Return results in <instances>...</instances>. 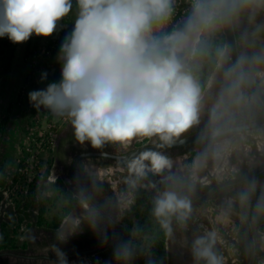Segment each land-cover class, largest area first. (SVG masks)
I'll return each instance as SVG.
<instances>
[{
	"label": "clouds",
	"instance_id": "clouds-1",
	"mask_svg": "<svg viewBox=\"0 0 264 264\" xmlns=\"http://www.w3.org/2000/svg\"><path fill=\"white\" fill-rule=\"evenodd\" d=\"M74 7L57 56L60 79L29 91V104L66 119L75 140L94 149L145 138L172 147L196 130L202 147L189 176L173 172L161 151L129 165L132 187L149 173L161 177L163 188L149 181L152 215L171 235L173 218L192 215L185 190H194L196 173L264 120V0H0V38L50 37ZM47 79L42 72L40 83ZM255 190L253 179L241 202ZM256 208L264 214V193ZM215 243V232L193 241L197 264H223ZM114 255L126 259L132 250L121 244Z\"/></svg>",
	"mask_w": 264,
	"mask_h": 264
},
{
	"label": "rangeland",
	"instance_id": "rangeland-1",
	"mask_svg": "<svg viewBox=\"0 0 264 264\" xmlns=\"http://www.w3.org/2000/svg\"><path fill=\"white\" fill-rule=\"evenodd\" d=\"M75 16V7L73 9V12L70 13L68 17H66L63 21H61V27L59 29V34L61 36L60 39H57V42L54 44L56 45L54 51L51 53V55L48 57L46 56L47 51L51 50V46L53 45V40L55 39V35H58V31L54 32L52 36L50 37H36L33 35L28 41L20 43V44H14V56L12 61V67L8 74H5L3 72V67L5 64L4 60H1L0 56V124L4 121V118L7 117L6 125L4 126L5 132L0 133V182L2 181V174H6L7 179L10 181L11 185H13L15 182L12 180L14 177H16L15 170L16 165L19 163L17 162V159L13 157H7V154L3 153L6 150L8 151V155L10 153H15V150L23 153L24 155L29 152H25L26 147H30L34 149L36 152V149L38 146H41L42 149H44L43 141H44V135L47 136V133L49 131L48 124L51 122H59L61 123L60 119L52 117L49 113L41 110L37 112L30 104L26 101H23L22 97L23 95H26V81L28 77V65L31 58L34 60V67H37V65H40V73L47 71L49 75H53V73H60V65L57 62V56L59 53V48L62 43V40L64 38V35L67 31L70 30L72 27L73 18ZM0 42H7L12 43L9 41V39L5 36L0 38ZM51 62V63H50ZM50 63V64H49ZM49 65V68L45 70V68ZM52 70L53 73H49V71ZM40 79V78H39ZM53 80H49L48 82H52ZM40 82V81H39ZM47 83H43V86ZM22 84V85H21ZM20 87L21 92L15 93V90H17ZM23 87V88H22ZM45 87V86H44ZM25 104V107L22 105ZM21 108V109H20ZM68 124V122L62 123L61 125H58V123H55L56 128L54 131H57L60 126H64L65 124ZM58 133H55V137ZM18 138V146L15 144V140ZM149 139H136L133 140L129 145L125 146L126 148H129L131 145L138 146L145 144L146 141ZM25 143V145H24ZM42 143V144H41ZM17 147L16 149L13 148V146ZM6 148V149H5ZM4 149V150H3ZM44 154L49 152H46L44 150ZM240 152L241 155H244L247 159L243 160V165L246 167L245 169H250L253 166H255L260 160H263L264 158V126L260 129L253 130L250 134L246 135L244 138H236L232 145L228 149V153L225 157L219 160L218 163L213 164L218 168L217 170L215 168L209 167V163H212L209 161L206 167H203L200 169H207V173H211L210 176L212 179V182H219L223 181L227 178H230L232 174H235L237 171V168L231 167V159L233 156H235V153ZM33 153V151H32ZM255 156V159H254ZM48 157H50L48 155ZM197 158V157H196ZM196 160V159H195ZM43 163H46L47 170H52L53 172L56 171L54 164L46 159L44 161H41ZM194 160L191 162L188 161L187 158L182 159L181 161V169H186V166L189 170L192 169ZM20 164V163H19ZM18 164V165H19ZM217 164V165H216ZM18 167V166H17ZM225 167L226 172L222 169ZM228 167V169H226ZM178 172V170H176ZM15 172V173H14ZM50 173V172H49ZM115 175V176H114ZM112 177L113 185L112 190L113 194L115 196V199H117L120 202V212L117 214V219L124 221L126 223V220H135L132 210H134V204L137 198H140L144 195H146L143 188L139 185V183L136 184L135 187H132L129 183L130 180L133 179V177L128 174L125 171L117 170L116 174H114ZM51 178V177H50ZM65 178V177H63ZM18 180V178L16 177ZM66 180V179H64ZM210 181V182H211ZM13 182V183H12ZM55 182L59 183V179H54L51 183H40L38 186L32 184L29 185L28 191L22 194H19V197L16 198V200H13L11 202H7L4 200V192L9 189V186L2 194V197L0 199V214L1 217L4 213H8L9 207L15 206L17 203H20L22 199L25 197L27 200L26 208L28 211H31L33 208V201H36L37 204H40V208L42 207L45 210V214L43 216V219L47 224L53 223V220L55 218H61L62 214L64 213L65 209V201L61 197V185L56 184ZM203 182V183H210ZM48 187V188H47ZM76 194L77 191L72 189ZM23 191V190H22ZM227 201V200H225ZM229 201V200H228ZM237 201L233 202L232 209L233 211L231 214L235 219L241 223L240 217L238 213L234 210L235 205ZM74 209V208H73ZM72 211L65 217H62V221L60 226L58 227V231L60 237L66 239L68 233H72L75 231L76 228L80 227L81 224L83 225L84 218V212L89 211V207L87 204L82 201L78 208L76 210ZM139 210H137V213ZM37 214V211H31V220L28 222V224L25 221H22L20 216H13V221H11L8 226L4 228V237L9 241L8 243H1L0 245H3V247H0V254L3 253V251L10 250L13 251L14 254L21 253L23 255L27 256H36L39 253H45L39 250L26 248V244L30 243V241L36 240L39 235L42 233L41 228L31 226L32 222L34 223L35 218L34 216ZM224 215H226V211L224 209H217L214 207L213 202L209 201L206 203H203L202 205H199L192 211L191 220L190 222H185V226L182 225L181 229L179 226L171 225L173 232H180V234L177 236L180 241H182V244H176L173 245V240L170 239L168 246H167V239L165 243V249L163 252L164 258H163V264H173L172 260L173 258H176L177 256L184 255L187 261L191 262V264H197V261L195 260L193 254H192V244L193 241L199 237L207 234L208 232H215L216 233V243L215 247H218V255L225 256L226 253L222 254V250L225 248L229 252V242L230 241H224L223 236L220 232V225L216 218L218 217L221 219ZM214 223V224H212ZM27 224V225H26ZM187 224V225H186ZM212 225V226H211ZM185 228V229H184ZM193 231L195 233L194 238H190L189 231ZM125 234V233H124ZM129 235L131 238L123 243H117L113 246V250L109 251H103L102 254H95L91 257L87 256H81L76 257L75 259H69L67 260V264H126L127 261L135 260L137 262V259L142 260L144 264H152L151 257L149 255V250L146 240L144 237H140L133 229L130 230ZM228 235V234H227ZM258 235V241H259V251H264V230L258 229L257 231ZM232 237V236H231ZM186 238L190 239L187 240ZM15 239L14 241V248L11 249L6 248L8 245H10L11 240ZM31 239V240H30ZM40 240V239H39ZM176 240V239H174ZM39 242V241H38ZM121 244H128L129 247L132 250V255L129 258H117L114 255V250L117 246ZM182 245H186L187 249L184 250V247H181ZM233 248V247H231ZM20 249H22L20 251ZM25 249V250H23ZM135 251H139L140 254L135 253ZM141 254L143 256H141ZM22 255V256H23ZM135 255H138V258H136ZM227 256V255H226ZM139 260V261H140ZM45 261V260H44ZM134 261V262H135ZM138 261V264H139ZM30 262V261H29ZM203 262V261H202ZM202 262H199V264H204ZM37 264V263H36ZM39 264V261H38ZM45 264H50L48 260L45 262ZM56 264V263H55ZM59 264V263H57ZM136 264V263H135Z\"/></svg>",
	"mask_w": 264,
	"mask_h": 264
},
{
	"label": "flooded vegetation",
	"instance_id": "flooded-vegetation-1",
	"mask_svg": "<svg viewBox=\"0 0 264 264\" xmlns=\"http://www.w3.org/2000/svg\"><path fill=\"white\" fill-rule=\"evenodd\" d=\"M196 132L197 131L194 130L193 132L188 133L186 135L189 136ZM58 136H60V143L63 140H64V143L59 144L58 146L55 147L56 156H55L54 167H55V170L59 172L60 175L65 177L66 182H67L66 184L67 187L68 188L71 187L72 189L77 191V194H76L73 190L70 189L73 192L74 196L77 198V202L74 206L73 211L78 208L79 204L82 201H84L89 207V211L84 212L85 220L83 221V225L81 224V226L76 228L75 231H73L72 233H68L66 239L60 237L59 232H57V234L54 235L51 231L41 230L42 233L39 235V237L36 240L30 241V243L26 244V248L30 247V250L37 249L39 250L38 252L45 251V253H39L36 256H27V255L25 256L23 255L24 253L14 254L13 251L6 250V251H3L2 254H0V264H36V263L38 264V261H39V264H45L47 260L48 262H50V264H55V263L57 264L59 263V260H58V257L56 256L55 249H59L61 252H63L67 260L75 259L76 257H81V256L91 257L97 253H101L103 251L108 250L110 247H113L114 245L119 243L120 239L123 237V234L126 228V223H124L123 219L122 220L117 219V214L120 212L121 204L117 199H115V196L112 190L113 185H111L114 179L112 176L116 174L117 170L120 169L119 166L113 160L108 159V158H103V157H80L75 162V166L72 172L73 177L76 179L78 183L82 185V187L85 189L87 194L103 210V212H101L95 205H93L88 199V197L70 179L69 173H68L69 167L71 166L73 160L81 154H84L87 152L105 151L108 153L121 155L137 147H140V146L155 144L157 143V142H154L155 138L151 140L149 139L143 145L135 146L134 144V145H131L129 148H126L124 145H120V144H108V145H105V147L101 149H94L91 146L89 148L85 146V144L88 143V142H85V144L82 145L83 148L80 149L81 144L75 140L73 129L71 128L69 123L64 126V128L60 131V133H58ZM201 147H202L201 145L194 143L188 146L164 148L159 151L163 152L165 155L169 156L172 159L173 161L172 171L173 172L187 177V174L189 173L191 174V170L187 168L188 166H186V169L180 170L181 161L184 158L188 159L192 152H195V155L193 157V160H195L196 157L198 156V153L201 151ZM244 159H247V158L244 157V155H241L240 152L235 153V156L232 157L231 167L233 166V168L235 169L237 168V171L235 174H232L230 178L238 177L246 173L247 171H249L256 165H258L259 163L264 162V158H263V160H260L252 168L245 169L246 167H244L243 165ZM254 159H255V156H254ZM210 162L212 163H209V165H211L209 167L210 169H208L209 171L211 170V168L217 167L213 164V161H210ZM215 162L218 163L219 160ZM64 164H67V165H64ZM215 169L217 170L218 168H215ZM222 169L226 172L225 167H223ZM226 169H228V167ZM176 170H178V172ZM196 175H197V180L195 183L194 190L191 193H187L185 190V194H188L192 201L198 198L203 193H205L202 189V186L204 185L213 186L215 183H218V182L211 181L212 178L210 176L212 174L209 172L207 173V169H202L201 171L199 170L196 173ZM147 178H149L151 181L156 183L158 188H163V185L160 184L161 177L153 176L151 173H149ZM253 179H255L256 181V189L264 188V172H263L260 175L254 178H251L243 183L225 187L219 190L207 202L211 201L213 202V205L215 208L220 209V207H222L223 209H225L226 214H231V212L233 211L232 204L233 202L237 201L234 210L238 213L240 217L238 205L240 202L241 192L247 190L248 182ZM205 181L206 182L211 181V182L209 184L203 183ZM261 193H264V190H262ZM261 193H258L257 195ZM223 199H227V201ZM256 202L248 203L246 206L249 218L251 216V211H257ZM105 214L109 217V219H107ZM189 220H191V217L189 218ZM189 220L188 222H190ZM240 220H241L240 225L242 229L244 228V231L246 233V238H247V232H246L245 225L241 217H240ZM250 220L253 225L255 239H256V251L257 252H256L254 264H264V251L263 252L259 251V241H258V235H257L258 230L257 229L255 230L254 228L253 219L250 218ZM117 223L122 226L121 232H120V229ZM182 234H180V232L178 231L173 232V235L171 237L176 239V240H173L174 246L177 243L179 245L182 244V241H180L179 238L177 237L178 235H182ZM189 234H190V238L193 239L195 236V233L191 230L189 231ZM118 236L120 238L116 244L112 246L104 247L105 244L112 242ZM168 236L169 235H167V238H166L167 240H168ZM186 239L190 240L188 238ZM241 245H243V247L245 248V251L243 253L244 260H242L241 264H248L249 256H250L248 238L247 240L246 239L241 240ZM181 247H184V245H182ZM217 248L218 247L214 248L215 252L218 250ZM185 249H187L186 245L184 247V250ZM21 250L22 249H20V251ZM178 259L180 260V257L174 258L172 260V263L173 264H191V262L186 261V260H184L185 262L182 261L178 263ZM182 259H186V258L182 257ZM227 261H229L227 264H230V263L239 264L237 263L236 258L235 260H233L232 258Z\"/></svg>",
	"mask_w": 264,
	"mask_h": 264
},
{
	"label": "trees",
	"instance_id": "trees-1",
	"mask_svg": "<svg viewBox=\"0 0 264 264\" xmlns=\"http://www.w3.org/2000/svg\"><path fill=\"white\" fill-rule=\"evenodd\" d=\"M14 44L13 43H7V42H0V56L1 60L5 61L4 67H3V72L5 74H8L11 70L12 67V61H13V54H14ZM54 51V50H53ZM50 64V63H49ZM47 69L49 68V65L46 67ZM45 68V69H46ZM40 72V65H37V67H34V60L31 58L29 61L28 65V77L26 81V89L29 91L33 89H38L40 86H37V84H40V75L36 77L37 73ZM49 73H53L52 70L49 71ZM49 79L53 81H58L60 79V73H53V75H49ZM48 80V79H47ZM47 83V82H45ZM23 101L28 102V95H23L22 97ZM25 107V105H23ZM7 117L4 118V121L0 124V133L5 132L4 126L6 125ZM1 143V141H0ZM195 155V152H192L191 155L188 158V161L191 162L193 160V157ZM49 169L45 172V177L44 179L49 176ZM187 174V176H189ZM16 177L12 180L13 182H16ZM12 182V183H13ZM60 184L61 185V192L60 195L65 201V211L62 214L61 218H55L53 220V223L50 225L45 222L43 219V216L45 214V210L40 206V204H37L36 201H33L32 205V212L37 211V214L34 216L35 221L34 223L32 222L31 226L33 225L34 227H39L41 229H44L46 231H51L54 235L57 234L58 227L61 224L62 217L67 216L72 209L74 208L77 198L74 196L73 192L67 188V185L64 184L63 182H55V185ZM11 185L10 181L7 179L6 174H2V181L0 182V199L2 197L3 192ZM141 185V184H140ZM142 186V185H141ZM212 185H204L202 186V189L204 192H206L208 189H210ZM143 190L145 191L146 195L137 198L134 204V210H132L133 215L135 220H126V228L123 234V237L120 239L119 244L123 243L131 238L129 235L130 230H134L140 237H144V239L147 242V247L149 250V255L152 260V264H163V252L165 249V243H166V238L167 235L165 234V231L160 227V225L157 223L156 219L152 215V208H153V202L152 199L148 193V190L143 187ZM264 190V188H257L254 193H252V196L257 195L258 193H261V191ZM245 192V191H243ZM241 192V194L243 193ZM26 203L27 200L24 197L20 203H17L13 207H9L8 215L6 216V220L2 223H0V242L2 243H8L9 241L4 237V228L8 226V224L13 221V216H20L22 221H25L27 224L28 222L32 219L31 218V211H27L26 208ZM137 210L139 212L137 213ZM251 219H253L254 223V228L255 230L257 229H262L264 230V214H258L257 211H251ZM240 240H244L246 238V233L244 231V228L241 230V233L239 234L238 237ZM14 241L15 239L11 240L10 245L6 248H11V249H16L14 248ZM26 246V245H24ZM0 247H3V245H0ZM242 253H244L245 248L241 247ZM109 251L113 250V247H110L108 249ZM97 253V254H102ZM135 253L140 254L139 251H135ZM140 260V259H139ZM139 264H144L142 260L139 261ZM241 264V263H240Z\"/></svg>",
	"mask_w": 264,
	"mask_h": 264
},
{
	"label": "water",
	"instance_id": "water-1",
	"mask_svg": "<svg viewBox=\"0 0 264 264\" xmlns=\"http://www.w3.org/2000/svg\"><path fill=\"white\" fill-rule=\"evenodd\" d=\"M229 40H231V37H229ZM264 126V120L260 121V124L257 128L255 129H260ZM253 129V130H255ZM197 132L193 133L189 136H187V139L184 140L183 143L178 142L177 144H175L172 147H182V146H188L191 144H194L195 142V138H196ZM172 147H159L158 142L152 145H144V146H140L137 147L125 154H113V153H108L105 151H99V152H87L84 154L79 155L78 157H76L71 166L69 167V177L70 179L76 184V186L88 197V199L90 200V202L95 205L101 212H103V210L91 199V197L87 194V192L85 191V189L82 187V185L80 183H78L76 181V179L73 177V168L75 166V162L80 158V157H103V158H108L113 160L122 171H126L128 174H130L133 178L134 175L130 173L129 171V165L135 160L137 159L141 154H143L144 152L147 151H159L161 149L164 148H172ZM264 172V162L259 163L258 165H256L255 167H253L252 169H250L249 171H247L246 173L238 176V177H233V178H229V179H225L223 181H220L218 183H215L207 192L203 193L202 195H200L198 198L194 199L192 201L193 204V208L207 202L209 199H211L219 190L225 188V187H229V186H233V185H237L240 183H243L251 178H254L258 175H260L261 173ZM149 181H151L149 178H145V179H141L139 181V183L145 187L148 190V193L152 199L153 202V198L156 194V189L152 188L149 186ZM153 182V181H151ZM154 183V182H153ZM260 195V194H259ZM259 195L256 196H252L251 197V202H256L257 201V197ZM247 204L248 203H242L241 200L239 202L238 208H239V214L240 217L245 225V229L247 232V238H248V243H249V248H250V256H249V261L248 264H254L255 263V257H256V239H255V233H254V229H253V225L251 223V220L248 216L247 213ZM105 216L107 217V219H109V217L105 214ZM117 225L119 226L120 232L122 230V226L120 224L117 223ZM119 236L113 240L112 242L105 244L104 247H108V246H112L114 244H116L119 241Z\"/></svg>",
	"mask_w": 264,
	"mask_h": 264
},
{
	"label": "crops",
	"instance_id": "crops-1",
	"mask_svg": "<svg viewBox=\"0 0 264 264\" xmlns=\"http://www.w3.org/2000/svg\"><path fill=\"white\" fill-rule=\"evenodd\" d=\"M51 63V62H50ZM45 70H47V68L45 69ZM39 73L40 72H38L37 73V75H36V77H38L39 76ZM51 79V78H50ZM49 79V76H48V80L47 81H49L50 80ZM47 81H45V82H47ZM44 82V83H45ZM22 85V84H21ZM37 86H40L39 88H43L44 86H43V83H40L39 85L37 84ZM23 88V87H22ZM38 88V89H39ZM20 93L21 92V89H20V87L17 89V90H15V93ZM28 92H29V90L28 89H26V95L28 94ZM29 102V101H28ZM27 102V103H28ZM25 105V104H24ZM23 106V105H22ZM21 109V108H20ZM65 125H67V123L65 124ZM64 125V126H65ZM64 126H60V128L57 130V132L56 133H60V131L64 128ZM16 142H15V144H16V146H18V138H17V140H15ZM64 143V140L63 141H61V143H60V136H58V134H57V136L55 137V139H54V143H53V145L50 147V148H44V149H42L41 148V146H38V148L36 149V153H37V155H38V158H39V160H40V162L41 161H44V159H46L47 161H49L50 162V164H51V162L54 164V162H55V156H56V146H58L59 144H63ZM24 145H25V143H24ZM85 146H87L88 148L91 146L89 143H86L85 144ZM13 148H17V147H15V145L13 146ZM83 147H82V145H80V149H82ZM6 149V148H5ZM4 150V149H3ZM44 150L46 151V152H49L48 153V155L50 156V157H48V155H47V153L46 154H44L45 152H44ZM3 153H5V155L7 154V157H13V154H14V158H16L17 159V162H21L22 160H23V158H25V155L23 154V153H21V152H19V151H17V150H15V153H10L9 155H8V151L6 150L5 152L3 151ZM65 160V159H64ZM18 163V164H19ZM42 163V162H41ZM66 163V162H65ZM18 164L16 165V168H17V166H18ZM64 165H67V164H64ZM15 172H16V170H15ZM14 172V173H15ZM50 173H49V177H51L52 179H59V182L61 183V182H63L64 184H67V182H66V180H64L65 178H63V176L62 175H60L59 174V172H57V171H52V170H50L49 171ZM48 188V187H47ZM68 188V187H67ZM68 189H70V188H68ZM223 200H227V199H223ZM230 202V201H229ZM220 209H223L222 207H220ZM27 211H28V209H27ZM224 211H225V209H224ZM8 215V213H4L3 215H2V217H1V214H0V223L2 222H4L5 220H6V216ZM216 220L219 222V223H217V224H219L220 225V231H221V233H222V236H223V239H224V241H226V243H227V241H230L229 242V252H230V254L228 255V250H226V248H225V251H224V248H223V250H222V254H224V253H226L225 254V256H222L223 257V264H227L229 261H227V260H229V259H232L233 258V260H235V258H236V261H237V263H241L242 262V260H244V255H243V253H242V250L240 249L241 247H243V245H241V240L238 238L239 237V234L241 233V230H242V227H241V225H240V223H239V221L237 220V219H235V217H233L232 215H229V214H226V215H224L221 219H219L218 217L216 218ZM176 222V223H175ZM172 224H174L175 226H176V224H177V226H179L180 227V229L183 227L182 225H184L185 226V223H180V222H178V221H176L175 220V218H173V222H172ZM212 224H214V223H212ZM27 225V224H26ZM187 225V224H186ZM182 226V227H181ZM212 226V225H211ZM185 229V228H184ZM181 231H182V229H181ZM180 231V232H181ZM182 233V232H181ZM228 234V235H227ZM173 235V231H172V233H171V235H169L168 236V240H167V246H168V243H169V241H170V239H172V240H174V238H172L171 236ZM179 236V235H178ZM232 236V237H231ZM178 239V238H177ZM170 246V245H169ZM169 246H168V248H169ZM231 247H233V248H231ZM244 248V247H243ZM169 250H170V248H169ZM216 253H217V255H218V251H216ZM227 255V256H226ZM183 258H185L181 253H180V255L179 256H177V257H180V260L178 259V263H180V262H182V261H184V260H186V259H182V257ZM220 256V255H219ZM236 256V257H235ZM174 259V258H173ZM187 261V260H186ZM185 262V261H184ZM231 264V263H230Z\"/></svg>",
	"mask_w": 264,
	"mask_h": 264
},
{
	"label": "built area",
	"instance_id": "built-area-1",
	"mask_svg": "<svg viewBox=\"0 0 264 264\" xmlns=\"http://www.w3.org/2000/svg\"><path fill=\"white\" fill-rule=\"evenodd\" d=\"M183 7L184 5L181 4V7H180L181 11L183 10ZM57 33L58 35L57 34L55 35V39L53 40V45L51 46V50L47 51L46 53V56L48 57L51 55L53 50L56 48L55 47L56 45L54 44L57 42V39L61 38L59 31ZM60 121L61 123L55 121L52 123L50 122L48 124L49 131L47 133V136L44 135V141H43L44 148H50L54 143L55 133L57 132V131H54V129L56 128L55 123H58V125H61L62 123L67 122L66 119H63V118H60ZM24 150L25 152H29L31 150V152L27 153V155L25 154V158H23V160L20 162V164L18 165L16 169V177L18 178V180H16V182L4 192V200H6L8 203L13 200H16V198L19 197V194H22L23 192L25 193L26 191H28L29 185L32 184L31 182H33L32 186L34 185L38 186L41 182L51 183L54 180L50 178L49 176L46 178V180L44 179L45 172L47 171V165L46 163L40 162L38 155L36 153L37 151L35 152L33 147L31 149L29 146L26 147ZM135 256L136 258H138V255H135ZM141 256L143 255L141 254ZM134 261L133 260L127 261L126 264H135V263L138 264L139 260L137 259V262L136 261L134 262Z\"/></svg>",
	"mask_w": 264,
	"mask_h": 264
}]
</instances>
